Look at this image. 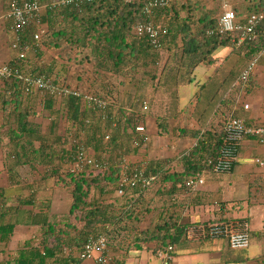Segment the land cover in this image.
Here are the masks:
<instances>
[{
  "label": "trees",
  "instance_id": "16d2710c",
  "mask_svg": "<svg viewBox=\"0 0 264 264\" xmlns=\"http://www.w3.org/2000/svg\"><path fill=\"white\" fill-rule=\"evenodd\" d=\"M10 1L4 0L5 9L9 7ZM40 2L47 3L49 0H40ZM217 2L219 12L225 0ZM237 4H234L232 9L238 18L243 20L250 13L260 11L264 7V0H253L251 4L256 10L250 8L246 15H244L245 10L241 9L242 6ZM143 5V0H92L84 1L77 6L44 8L42 22L47 30L42 44L30 49L26 57L20 61L16 59L17 50L9 47L13 53V58L9 62L13 67H18L26 74H44L53 77L56 83L65 82L70 86L71 83L63 79L58 71L61 66L65 69L67 65L58 60L57 54H53L52 58L46 61L45 56L48 51L45 48L52 50L60 46L59 42L64 41L76 45L77 53H80L81 48L90 46L96 48L98 60L93 67L90 87L74 86V88L102 98L108 102V105L104 111H100L88 106L81 96L71 94L59 98L47 92L41 93L39 90L27 93L23 82L14 77L0 81V149L9 146L10 165L6 170L10 181L12 184L17 182L21 176V167L24 165H46L49 167L46 178L54 177L56 184L64 180L65 186L70 188L72 194L68 212L59 219L50 212L52 206L49 198L37 201L35 194L30 192L29 195L17 196L14 202L9 203L3 196L4 187L0 186V240H13L18 225L36 226L39 229L37 238L22 240L19 244L13 240L16 246L10 247L11 257L6 258L3 264H81L84 260L80 258V253L84 244L89 237L99 233L105 234L109 242L111 236L123 237L122 233L125 231L134 234L140 232L129 242L122 243L119 239L115 247H111L109 243L110 248L115 249L118 256L112 254L111 249L109 252L123 264L133 252L147 249L158 257V252L165 250L169 245L176 246L187 240L185 227L194 222H180V219L175 217V213H170L171 207L182 208L181 205L184 204H180L182 202L179 198L174 202L173 197H177L176 195L181 191L191 195L195 193L201 195L202 188L193 192L187 185L188 181L197 177L199 172L213 175V164L217 161L223 146V126L230 117H225L223 121L220 119L215 121L216 112L218 111V116L224 112L219 104L231 110L230 103L235 98L229 96L225 98L226 94L236 90L244 91L249 85L253 76L246 84L240 80V75L251 61L256 60L257 53L264 48V20L254 41L235 46L231 34L210 36L207 33L209 29L215 28L223 11L218 18L205 13L196 22L190 14L191 5L187 0H172L169 6L155 10L151 17L144 13ZM147 20H152L155 25L168 29L161 38L162 45L159 49L153 46L149 36L134 33L135 24ZM36 30L34 24L27 26L22 32L21 43L32 42ZM6 31L7 36L9 37L10 33L12 39L13 34L8 26ZM7 44L10 46V39ZM227 48L229 55L235 54L239 57V61L231 64L229 70L233 78L229 89L223 92L217 90L218 97L221 93L224 95L217 97L213 108L203 109L200 113L198 109L201 99L196 98L198 95H192L190 101L198 104L195 106L196 112H192L193 110L189 112L187 120L193 118L198 122L199 127H189L190 121L188 127H177L180 135L193 136L194 143L181 150L174 158L167 155L146 158L147 172L156 175V180L144 189L128 187L121 195L116 191L118 197L125 198L122 207H116L112 200L108 201L109 203L102 200V197L107 195L105 189L111 185L117 188L118 169L113 166L114 162L150 146L149 142L144 141L143 136L136 131L137 124L140 122L146 124V116L152 105V99L149 100L150 95L160 90L165 91L164 88H167L174 97V100L165 106L164 112L157 116L158 132L161 136H167L170 134V122L172 120L181 122L182 114L192 108L189 106L191 103L184 107L180 105L179 85L192 83L194 81V78L190 77L192 71L202 63H214L216 52L218 51L219 55L221 50ZM79 59L75 57V61ZM85 59H89V54L83 55L79 62L84 64ZM177 60L180 65L175 64ZM69 62L73 63V61L66 63ZM140 63L152 68L150 70H147V67L141 68ZM236 63H240V66L242 63L244 65L240 68ZM178 71H181V76ZM139 73L144 78L137 79ZM127 79L134 81L136 79L135 96L122 97L118 93ZM195 83L196 86H201V90L204 89V85ZM38 103L44 111L54 117L55 121L52 122L50 131L57 127L60 119L64 131L58 135L43 131V124L37 120ZM232 115L238 116L235 113ZM247 138L255 139L251 135ZM68 142L70 146L67 150ZM80 143H84L86 153L98 159L109 160L110 167L105 171H89L77 176L69 170L65 171L68 169L64 161L65 157L70 165L79 152ZM91 148H101V150L92 154ZM26 188L29 189L30 186ZM94 189H97L98 193L96 197L91 198ZM149 190H155L153 195L161 197L159 202L161 208L158 209L155 227L153 230L129 231L126 227L128 225H121L119 222L121 219H130L134 216L133 211ZM153 198L150 199L151 202ZM35 207L38 212H34ZM151 242L154 243L153 247L148 246Z\"/></svg>",
  "mask_w": 264,
  "mask_h": 264
},
{
  "label": "crops",
  "instance_id": "0c3cea01",
  "mask_svg": "<svg viewBox=\"0 0 264 264\" xmlns=\"http://www.w3.org/2000/svg\"><path fill=\"white\" fill-rule=\"evenodd\" d=\"M187 1H189L191 5L190 14L196 22L199 17L203 16L205 13H210L211 16L215 18H218L221 13V10L218 12V0ZM240 2L241 0H239V3ZM246 14L248 13H244V15ZM2 25L5 27V22L0 20L1 29ZM6 44L3 45L0 41L1 63L8 62L13 58L12 50L9 48L8 44L7 46ZM45 49L49 51V53L51 52L48 48ZM228 55V48L221 50L219 55L217 51L216 55H214L216 56L214 63H202L192 71L190 74V77L194 78L192 83L183 86L179 85L181 88L179 93L181 102L180 105L184 107L186 105H184V103L187 100L188 103H191L189 106L192 107L189 111H185V113L182 114L181 123L190 121L189 127H199L198 122H196L193 118L187 120L189 112L192 110V112H196L194 110L198 103L190 101L192 97L190 94V96L188 95L189 97L187 96V99L184 100L183 97L185 96H181L183 89L186 90L187 88H190V92L192 93V85H197L195 82H199V85H204L203 91L205 89L207 91L208 88L215 91H224L225 89H229L230 84L233 82L232 72L229 70L231 69V64L239 61V57L235 54ZM58 59L63 63L67 62V60L62 58L60 59V57H58ZM255 59L257 61V65L249 85L244 88V91L239 90L237 92L236 90L233 93L226 94L225 98L228 96L230 98H235L232 99L233 104L230 103V108L232 109L230 110L229 108H225L223 104H219V107L223 109L224 112L218 116L217 111L215 121H218V119L223 121L225 117L231 116L235 113L239 117L245 119L249 125H264V48L257 53ZM45 60L47 61L48 59L45 58ZM83 65L85 66V63ZM243 65L244 64L242 63V66ZM242 66H240V68ZM80 70L81 72L83 71L82 69ZM58 71L62 75L60 76L63 79H67L69 77V73L72 74V70L69 71L68 69H62V66L60 67V70L58 69ZM228 76L230 78H228ZM70 78L72 80L71 81L69 79L71 86L77 87L78 85L82 88V80L76 81L72 76H70ZM164 89L165 91L160 90L155 94L152 93L149 100L152 99L151 101L153 102L154 99H157L160 102L164 95H167V100L164 101V106H168L167 104L174 100V97H172V94L167 88ZM236 98H238V100H236ZM244 103H248L250 107L245 109L243 107ZM36 111L38 112L37 120L43 124L44 132L51 134L56 133L58 135L64 131L61 119L58 123L59 126L57 125V127L53 128V131H50L52 122L55 121L54 117L51 113L44 111L40 103H38ZM162 112H164L162 109H160L158 113L150 111V113L146 116V124L151 136L149 144L151 145L149 148L140 149V151H144L146 153L150 152L151 155H148V158L156 157L159 154L160 156H165L162 154L163 149L160 145L161 135L158 132L159 129L157 126V116ZM182 126L188 127V125L185 124L181 125V127ZM179 141L180 140L175 141L173 144H178ZM69 146L70 143L68 142L66 144L67 150ZM5 147L8 148V146ZM97 150L100 151L101 148H91L90 152L92 154H96ZM2 153L4 155H2ZM8 153L9 151H7V153L5 152V148L0 149V169L4 168L6 172L7 166L10 165V161L8 165H3V163L8 159ZM4 156L7 157V159H5ZM132 156L133 155L130 154L129 157L126 156V158L130 159ZM258 158L264 162V144L258 143L254 138H247L242 145L235 165H233L232 169L228 173L217 175L213 174L211 177L215 178H212L211 182H209L211 177L209 178L208 182L200 191L202 192L201 195L198 193L191 195V193H185L183 191L178 194L180 195L179 197L174 194L177 196L175 197L176 200L174 202H176L177 198H179V201L182 202L180 204H184L181 205L182 208L174 209V207H171L170 209V213H175V217L179 218L180 222L219 221L224 219L245 221L248 224L251 233V242H255L247 249L252 248L253 251L250 252L249 250V253L245 255L233 254L232 252L234 250L229 248L227 240L223 238L214 240L207 239L199 242L183 240L178 245L176 244V251L170 264H264V164L261 165L256 162V159ZM141 159H143V157L137 160ZM64 161L68 168L70 165L66 160V157ZM48 168L49 167L46 165H24L21 167V176L15 184H12L9 176L8 181L2 180V182H0V186L4 187L3 196L5 200L12 203L15 201L17 196L29 195L31 192L35 194V199L37 201L42 200V198H49L52 206L50 212L55 214L57 218H60L61 214V216H63L64 213L66 214L72 202V194H66L67 192L65 190H69L70 188L65 186L63 182L64 180H60L56 184L54 177L46 178V172L49 170ZM65 168L66 167H63V169ZM66 170L68 169H65V171ZM65 178V180H68L67 177ZM26 186H30V188L27 189ZM60 193L64 195L61 198H59ZM197 195L198 198H196ZM66 196L68 197L66 198ZM61 199L64 200L62 205L59 204ZM36 204H38V202ZM58 204L61 206L59 207ZM36 211L38 212L37 207L34 208V212ZM8 220L9 217L7 218V221ZM26 232L28 233L27 235L24 234ZM14 236L13 240L19 244L22 240L25 241L30 238H37L39 236V229L36 226L18 225L15 228ZM13 240H0V264H3L6 258L11 257L9 256L11 254L10 247L12 248L16 246L14 245L15 242H13ZM148 246L153 247L154 243L151 242ZM228 252H231V254ZM129 257L127 258L125 264H161L158 257L147 249L140 252H133ZM86 262L87 261H83L81 264H95L93 261L90 263Z\"/></svg>",
  "mask_w": 264,
  "mask_h": 264
},
{
  "label": "built area",
  "instance_id": "2783aa9c",
  "mask_svg": "<svg viewBox=\"0 0 264 264\" xmlns=\"http://www.w3.org/2000/svg\"><path fill=\"white\" fill-rule=\"evenodd\" d=\"M84 1L92 0H49L42 3L40 0H11L9 7L0 12V19L5 22V28L11 29L13 38L10 40L11 49L17 50V60L20 61L26 57L30 49L42 44L46 25L42 22V11L44 8L55 9L64 5H80ZM172 0H143V11L148 16H153L158 8L167 7ZM264 20V7L257 12H252L243 20L239 19L236 12L229 8L223 10L217 20L215 28L207 31L208 35L231 34L232 42L235 46H241L245 42L254 41L258 35L261 22ZM9 22V23H7ZM34 24L37 27L32 42L21 43L22 32ZM168 32L167 27H159L152 20L138 22L134 26V33L137 35H147L151 39L153 46L159 49L162 45L161 38ZM257 61H251L242 71L240 80L248 84L250 77L253 76ZM16 78L23 82L27 93L39 90L41 93H50L59 98L68 95L81 96L84 102L94 109L104 111L108 102L98 98L91 93H83L78 88L71 87L65 82L56 83L53 77H47L44 74L33 75L23 73L18 67H13L10 62H0V81L10 78ZM243 107L248 109L250 105L244 103ZM138 134L143 136L144 141L149 142L148 128L145 123L140 122L136 126ZM224 138L223 146L217 161L213 164V174L227 173L236 162L240 148L248 136H253L258 143L264 144V125H248L245 120L239 116L231 115L225 121L223 126ZM109 135L107 136L108 139ZM78 154L74 161L70 163L69 172L74 176L94 171H105L110 167V162L106 158L98 159L90 153H86L84 143H80ZM146 161L138 160L133 163L126 157L118 162H114V167L118 169V182L116 191L118 195L124 193L128 187H140L142 189L149 187L156 180V175L148 174ZM212 160H210L211 162ZM261 165L264 162L256 159ZM209 175V174H208ZM206 172H199L197 177L190 179L187 183L190 190L195 192L202 188L206 181ZM176 198L173 197V201ZM187 240L190 242H199L206 239L225 238L228 241L229 248L232 250H243L251 245V233L248 224L236 220H215L194 222L185 227ZM110 246L105 234L99 233L96 236L89 237L84 244L80 258L84 261H93L95 264H123L118 262L109 252ZM174 245H169L165 250L158 252V259L161 264H170L173 259Z\"/></svg>",
  "mask_w": 264,
  "mask_h": 264
},
{
  "label": "rangeland",
  "instance_id": "374dc122",
  "mask_svg": "<svg viewBox=\"0 0 264 264\" xmlns=\"http://www.w3.org/2000/svg\"><path fill=\"white\" fill-rule=\"evenodd\" d=\"M252 1L253 0H247V2H246V0L245 1L242 0V3L237 4V0H225V3H224L223 8H221L220 10H221V12L223 10H228L229 8H233L234 4H237V5H241L242 6L241 9L243 8L245 10V13H248L247 10H249L250 8L253 11L256 10L254 8V5L252 6V4H251ZM45 2H42V3H45ZM5 8L6 7H5L4 0H0V12H2V9L5 10ZM0 20L3 22L2 19H0ZM0 39H2L0 41L3 43V45L6 44V41H8L7 39H10L11 40V34L9 33V37L7 36L6 28L3 27V25H2V29L0 28ZM59 45H60L59 47H56V48L54 47L51 50L50 53L48 51L47 54H46V56H45V58L48 59V60H50L52 58L53 54H57V56L60 57V59L62 58V59H66L67 61H73V63H64L65 65H67V66H65V70H67V69L69 71L72 70V74L71 73L68 74L69 77L66 79V81L67 80L69 81V79L71 80L70 76H72L74 78V80H76V81H81L82 80V83H81V87L82 88L88 87L89 86V83L92 82L93 67H94V65H96L97 60H98V57H97V55L95 53L96 48H94L92 46L87 47V48H81L79 50L80 53H77L76 50H78V48H77L76 45H73L72 43L70 44V43H66L64 41V42H59ZM6 46H7V44H6ZM86 53L89 54V59L88 60H86V59L84 60V62H83V63H85V66H84L82 64V62L81 63L79 62V60ZM75 57L77 59L78 58H80V59L75 61ZM175 64L176 65H180L179 60H177L175 62ZM236 64H238V66H240V63H236ZM139 66L141 68L147 67V70H150L152 68L149 65L144 64V63H140ZM91 68H92V70H91ZM236 68H238V67L236 66ZM80 69H82L83 71L81 72ZM178 72H179V75L181 76L182 75L181 71H178ZM142 77L144 78V76L139 73V75L137 76V79H142ZM145 79H147V77ZM125 81H126V83H124L121 86L122 88H121V90L118 93H120L122 97H128L129 95L130 96L131 95H134L135 96L136 95L135 94V89L136 88H134V86H135V83L134 82L136 81V79H135V81L134 80H131V79H127ZM200 87L201 86H196V85L193 86L192 85V87H191L192 93L190 92V88H187L186 90L183 89L182 90V93H181V96H185V97H183L184 100L187 99L186 97L189 94L191 96L192 95H195V96L198 95V96H196V98L197 99L198 98L201 99L200 104H199V109H198L199 113L202 112L201 110H203V109L206 110L209 107L213 108L215 106L214 104L217 102V91H215V90H213L211 88H208L207 91H206V89L203 91V90H201ZM202 92H203V94H202ZM223 95H224V93H221L218 98H220V96H223ZM166 96L167 95H164L163 99H161L160 102L157 99H154L153 102H152L151 108L149 110V113H150V111H153L154 113H156V112L158 113L160 109L165 110L164 101L167 100V97ZM204 99L206 101H204ZM130 100H131V98H130ZM187 103L188 102L186 100L185 103H184V105L187 104ZM149 105H150V103H149ZM171 122H170V134L171 135L169 134V135L164 136V137L161 136V144L160 145H161V148L163 149V151H162L163 153L162 154H164L165 156L166 155L167 156H170V158H174L177 154H179L181 152V150H183L184 148L190 147L194 143V137L190 135L189 138H184V136H182V135L179 134V131H178V128L177 127L178 126H181V125H184V124L185 125H188V122H183L184 124L181 123V122H179V121H174V120H172ZM148 133H149V131H148ZM149 138H150V141H151L150 133H149ZM178 140H180L178 144H173L175 141H178ZM4 148H5V152L7 153V151H9V146H8V148H6V147H4ZM2 155H4V154L2 153ZM132 155L133 156L130 157V159H129L131 163H133L134 161H136L137 159H140L142 157L146 159V158H148V155H151V154H150V152L149 153H146L144 151H136V153H133ZM157 155H158V153H157ZM127 157H129V155ZM5 159H7V157H5ZM8 159L3 163V165H8V163H9V160ZM175 168H177V167H175ZM68 170H69V167H68ZM111 172H109V173H111ZM211 176H212V174L207 177L206 183L208 182V180H209V178ZM212 178H215V177H211L209 182H211ZM2 180L8 181V175H7V172L5 171L4 168L0 169V182H2ZM65 191L67 192L66 194H70V192H71L68 189H66ZM153 191L155 192V190H149L148 192H146L144 194V196L141 199L142 202L140 204H138L136 206L135 210L133 211L135 214H134V216L132 218H130V219H124V220L121 219L120 222H119V224H121V225H128L126 227L128 228L129 231H131V230L132 231L145 230V229L153 230L154 227H155V224L157 222L156 220H157V216H158V212H159L158 209L161 208L160 205H159V202L161 200V197L160 196H157V197L154 196L153 195ZM97 193H98L97 189H94L93 192L91 193V198L96 197ZM105 194H107V195L106 196H103L102 197V200H106V202L112 200L113 201V204H116L115 205L116 207H122L121 205H123V203L125 202V198H121V197H118L117 196L116 189H115V186L114 185H111L108 189H105ZM63 196L64 195L60 193L59 198H61ZM67 197L68 196H66V198ZM152 198H153V200L151 202L150 199H152ZM61 201L59 202V204L62 205L63 202H64V200L61 199ZM148 201H150V202H148ZM61 205H59V207ZM155 205H159V206L153 207ZM61 215H60V218L59 219H61ZM63 215H65V213ZM130 224H135V226H130ZM99 231L102 232L103 230H99ZM139 233L140 232H138L137 234H139ZM24 234L27 235L28 233L26 232ZM137 234L136 233L135 234L134 233H126V231H125V232L122 233L123 237H121V238H120V236L119 237H116V238H114V236H111V238L109 240L110 246L111 247L112 246L115 247L116 244H117L116 241H118L119 239L122 241V243L129 242ZM32 239H34V238H32ZM254 243H255L254 241L251 242L252 245ZM125 245H127V244H125ZM249 250H250V252L253 251V249L251 248V249H245V250H234L232 253L233 254H237V255H245V254H248L249 253ZM111 252H112V254L116 255L115 249L112 248L111 249ZM228 253L231 254V252H228ZM116 256H118V255H116ZM134 257H136V256H134ZM130 260H132V259H130ZM90 262H92V261H87L86 263H90ZM130 262H132V261H130Z\"/></svg>",
  "mask_w": 264,
  "mask_h": 264
}]
</instances>
